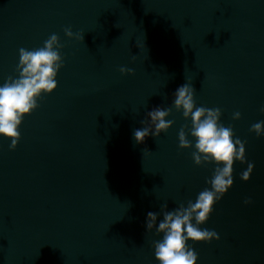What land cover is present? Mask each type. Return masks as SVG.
<instances>
[{
	"label": "water",
	"instance_id": "water-1",
	"mask_svg": "<svg viewBox=\"0 0 264 264\" xmlns=\"http://www.w3.org/2000/svg\"><path fill=\"white\" fill-rule=\"evenodd\" d=\"M52 34L64 45L58 88L24 117L15 150L0 136V264H160L163 234L147 230V214L158 227L217 167L195 164L190 134L193 148L179 147L191 120L173 101L186 83L198 107L221 109L247 161L200 226L220 239L188 245L197 264H264V136L250 130L264 121V0H0V86L19 77V49ZM161 107L175 123L137 143Z\"/></svg>",
	"mask_w": 264,
	"mask_h": 264
},
{
	"label": "clouds",
	"instance_id": "clouds-1",
	"mask_svg": "<svg viewBox=\"0 0 264 264\" xmlns=\"http://www.w3.org/2000/svg\"><path fill=\"white\" fill-rule=\"evenodd\" d=\"M70 39L84 41V34H76L71 28L64 29ZM64 47L60 38L52 34L44 46L28 50L19 49L20 60L17 66L18 78L9 77L7 82L0 86V136L11 139L10 149L15 150L21 140L19 128L26 115L32 114L39 108L38 100L43 94H51L58 88L56 77L62 67L64 58L59 49ZM121 73L135 75L133 69L120 68ZM174 107L183 112L185 119L191 120V128L184 125L179 131V147L193 148L188 139L189 134L195 138V151L192 158L196 165L205 163L217 165L211 185L201 191L195 202L189 201L185 207L181 204L174 211L163 212L164 219L157 227L158 213L147 214L146 227L148 231L156 230L163 234L161 240L153 242L155 257L160 264H197L198 254L189 247L188 241L207 242L219 240L214 230L201 228L207 223L214 212L215 205L233 187L234 163L238 160L246 163L245 142L235 137L231 126H224L221 121L220 108L198 107L195 101V89L191 83L180 86L174 94ZM264 112V108L261 109ZM172 114V108H155L147 113L149 120L142 123L145 127L134 131L137 143H144L149 136L159 137L167 132L175 123L167 118ZM233 119H241V113L235 112ZM154 129V130H153ZM257 136H264V121L254 123L250 129ZM255 169L254 163H248L246 171L242 172L244 181L251 179ZM246 200L245 203H251ZM167 204L162 208L167 209Z\"/></svg>",
	"mask_w": 264,
	"mask_h": 264
}]
</instances>
